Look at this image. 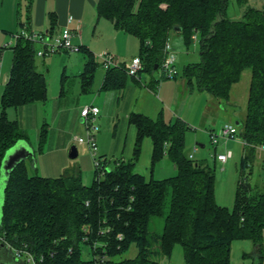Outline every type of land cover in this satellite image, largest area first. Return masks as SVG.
<instances>
[{
	"label": "trees",
	"instance_id": "obj_1",
	"mask_svg": "<svg viewBox=\"0 0 264 264\" xmlns=\"http://www.w3.org/2000/svg\"><path fill=\"white\" fill-rule=\"evenodd\" d=\"M229 1L97 0L96 6L100 17L139 39L143 62L139 75L160 68L173 32L181 35L187 48L195 40L198 43L199 60L188 62L178 73L189 89L195 87L228 103L232 86L250 68L246 109L237 119L244 154L232 208L216 201L214 167L187 154L185 134L190 125L186 121L179 117L168 121L163 111L156 117L131 112L129 123L137 128L131 157L107 160L105 155L98 156L104 173L100 175L96 168L89 185L83 183L79 169L48 177L30 174L25 159L20 162L4 191L3 239L32 253L38 264H161L153 257H170L177 244L182 246L185 264H231L233 240L250 239L253 257L257 256L252 264H261L264 185L251 184L245 171L257 148H264V4L247 5L241 17L233 18L227 12ZM51 22L54 28V20ZM12 48L9 79L1 95L0 167L6 151L18 140L28 139L19 122L8 118L7 108L46 99L45 77L35 65V42L19 37ZM96 64L88 52L83 91L92 84ZM126 74L120 64L107 69L103 88L120 87ZM46 133L42 126L40 146ZM144 137H150L153 144L152 171L168 156L177 169L175 175L147 179L137 171ZM167 199L164 227L161 233H154L151 217L164 215ZM94 242L100 245L93 248ZM81 243L90 246L92 258L83 259ZM132 244L137 247L134 256L115 259ZM0 264L28 263L16 260L0 242Z\"/></svg>",
	"mask_w": 264,
	"mask_h": 264
},
{
	"label": "rangeland",
	"instance_id": "obj_2",
	"mask_svg": "<svg viewBox=\"0 0 264 264\" xmlns=\"http://www.w3.org/2000/svg\"><path fill=\"white\" fill-rule=\"evenodd\" d=\"M96 1V0H95ZM2 0H0V10L4 11V17H6L4 22V27L0 28V46L7 45V47L1 49L2 51V59L3 60V67H2V74L3 77L0 80V94L2 91V85L5 82L6 72L10 70L12 61H13V46L16 42L15 32L20 31L21 27L27 25L32 27V31L38 33L39 30L42 28L37 27L35 25L34 13L33 9L31 8L32 4H29L26 0H16L14 4L11 6L12 1L10 0H3L4 7H2ZM35 2V0H34ZM10 4V5H9ZM264 4V0H247L245 2H239V0H230L228 5V15L233 18H239L242 15V10L247 5H252L255 7H261ZM34 5V3H33ZM10 6V7H9ZM103 22H106L109 29L103 28ZM98 24V23H97ZM96 25V23H95ZM112 22L104 18L100 20V23L95 26V33H94V42L92 43L93 50L95 51V57L97 58L98 63H100V54L105 51L103 50L106 44L113 43L112 36L109 35L108 31L112 30ZM93 29V28H92ZM92 29L88 30V34H92ZM14 33V34H13ZM135 42H138V38L135 35L130 36ZM12 41V43L8 44V42ZM176 48L179 50V57H177V65L179 69V73L183 68V60L181 59V52L189 50V52H196V40L193 42L188 48L183 44H179L178 40L174 41ZM36 49L43 48V45L40 42H35ZM138 46L136 52L138 53ZM199 52V51H197ZM176 53V52H174ZM134 54L131 56H123L120 58L121 60L125 58L127 62H129ZM197 55V53H196ZM187 56V55H186ZM82 52L79 51H68V50H60L55 52H50L44 55L36 54L35 57V65L38 71L42 72L45 77L46 81V99L45 100H38L37 102L40 103L38 105L40 107L39 114L41 117V124L37 130H33L31 128L23 127L28 132V138L31 145L35 149V154L33 156L35 160V167L30 168V174H39V175H46V169L50 168L52 165L55 164V170L53 177L58 176L63 171V165L66 162H69L70 165L67 167L66 171H74L76 168H80L81 176L83 183L89 185L93 182L95 175H96V164L94 160V156L92 154V150L87 142H79L77 141V137L87 136L88 126L87 123L81 121V116L78 114L75 115L73 113V105H77L81 103L82 105L84 102L87 105H90L91 99L96 94V85L97 79H94V83L92 85L93 91L83 92L81 89V81L78 72L79 68L82 65ZM191 59V58H188ZM196 61V59L191 60ZM104 68L99 64L97 71H101ZM96 71V73H98ZM144 73V74H143ZM142 74L146 77L147 72H143ZM157 75L162 74L161 69L158 68L156 70ZM65 76L64 79V87L65 93H68L69 98L65 99V101H58L57 95L60 91L62 77ZM96 75V74H95ZM96 78V77H95ZM162 78V79H161ZM128 81H132V77L129 75L127 77ZM160 85L161 82H167L169 84L174 85V82L178 80H186L182 77V75H176L174 77H160ZM251 79V70L247 68L243 71L241 75V79L232 86L231 89V99L233 102L236 103L234 113L244 115L247 99H248V92H249V84ZM168 86V85H167ZM173 88V87H172ZM189 101L188 105L184 107V113L186 116L189 117L190 128L186 131L185 134V144L186 148H191L198 143L197 152L199 157H195L196 160H206L212 167L215 169L216 174V184H215V197L218 204L227 206L232 208L234 204V197H235V190L237 180L240 177V161L242 157V149L244 142L241 137L236 134L234 138H230L226 143L223 139L216 145H212L210 143V133L205 129V126L201 120L202 112H209L207 116H209L210 120L207 122V127H212L215 131H218V127L221 123L219 121L225 120V117L221 115L222 109L218 107L216 103L218 100L215 97L213 101L206 102V96L201 95L199 90L194 87V89H190ZM205 92V91H204ZM205 94H208L205 92ZM227 103V101H224ZM74 103V104H73ZM85 105V104H84ZM220 105V104H219ZM64 107L63 109H61ZM1 96H0V115H1ZM57 108L58 111H57ZM221 116H219L215 111H218ZM18 112L20 114H18ZM61 113L62 115L59 116ZM22 112L21 109L18 107L11 106L7 108V116L11 120H18L19 115L21 116ZM56 117H55V116ZM55 117V120L52 122V118ZM101 116H97L94 123V136L97 143V155L106 154L107 160L116 157V144L119 137V130L114 129V121L110 120V122H103ZM206 117V116H205ZM54 119V118H53ZM19 121V120H18ZM64 123L66 125V129L69 131L71 130V137L76 140H72V144L62 147V143L65 140L64 135L60 133V126ZM22 125V124H20ZM44 126L47 128L46 138L42 146H40V132L41 127ZM63 126V127H64ZM52 128V129H51ZM66 130V131H67ZM202 137V138H201ZM192 142V144H191ZM200 143H204L205 146L201 147ZM75 144L78 150V155L76 158H71L68 155L69 148ZM231 150L232 155L228 158L227 162L223 163L218 161L214 158V153H218L221 151H228ZM102 153V154H101ZM66 161V162H65ZM26 163L28 160L25 161ZM110 165L113 164V161H109ZM108 167V166H107ZM141 169V168H140ZM37 172V173H36ZM177 173V169L174 163L169 159V157H163L160 161L155 164L153 169V177L154 178H165ZM246 175L249 176V181L254 186L257 185L258 187L262 188L264 185V167L262 166V160L259 155H255V158L252 161V165L248 167L245 171ZM49 176V175H47ZM146 176L150 177V173L146 172ZM168 199L165 203V213L164 215L160 216H153L150 220V230L154 233H161L164 227L165 215L168 212ZM0 215H1V207H0ZM236 240H244L247 244H251L252 241L250 239H236ZM242 241V242H244ZM235 243L232 245L231 248V261L233 260L232 264H237L241 260H245L246 262L253 263V252H249L246 249L245 245L242 246L244 243ZM157 248V245H155ZM82 249V257L83 259H90L92 258L93 254L91 248L86 243H81ZM182 246L181 244H177L173 251V262H177L178 256L180 254V258L182 256ZM137 253V247L135 244H132L130 248L115 257V259H122L126 257H132ZM154 259L160 261L161 259L165 258L162 255H155ZM161 262V261H160ZM250 263V264H251Z\"/></svg>",
	"mask_w": 264,
	"mask_h": 264
},
{
	"label": "crops",
	"instance_id": "obj_3",
	"mask_svg": "<svg viewBox=\"0 0 264 264\" xmlns=\"http://www.w3.org/2000/svg\"><path fill=\"white\" fill-rule=\"evenodd\" d=\"M10 1H12L11 3V6H12L16 0H10ZM1 3H2V7H4L3 0ZM96 3H97V0L96 1L95 0H35V2L33 0L31 8L33 9V13L35 17L32 18V20L34 19L35 25L37 27L42 28L41 30H39V32H48L49 30L53 29L50 32V34H54V33L57 34L65 26H68L76 33V35L73 38V41L75 43H79L84 46L83 47L84 49L81 50L82 55H83V58L81 61L82 65L78 69L79 70L78 72H80L79 76H80L82 91H83L82 73L85 70V64L88 59V52L93 54L94 60L97 62L94 75H93V81L88 91H83V92H89V91L94 92V89H92V85L94 83V79H97V85H96L97 91H96L95 96L91 99V102H92L91 104L97 105L100 108V112L98 115L101 116L100 119L102 118L103 122L108 121L111 123L110 120H112L114 121L112 122L114 123V129L119 130V137H118V141L116 144V150H115L116 157L111 158V160L115 158H121V157L127 159V158H130L133 153L134 141H135L136 132H137L136 126L134 124L129 123V120H128L129 114L131 112H141V113L150 115L152 117H156L161 111H163L165 118L168 121H174L176 118L179 117L190 125L189 123L190 119L184 113V107L188 105L189 95H190V92L188 91H190V89L188 88V85L186 84V82L182 79L178 80L177 82H174V85L172 86L171 84L164 82V81L161 82V85H160V81L162 79V78L160 79V77H163V76L162 74L157 75L156 70L152 71L151 73H147L146 77L143 75L144 73L143 74L141 73L138 77L132 76L127 73L125 77V81L120 87H112L109 89L103 88V81L107 74V70L105 68H102L101 71L99 72L97 71V68L99 64L101 65V62L98 63L97 58L95 57V54H94L95 52L93 50L94 47H92L93 46L92 43L95 40L94 39L95 26L100 23L101 19H103V17H100L97 13ZM4 11L5 10L3 11L0 10V28L4 27V22L6 19V17H4ZM69 15H72V18L70 20L68 19ZM51 20H54L55 22L54 28H51V23H52ZM107 25L108 24L106 22H103L104 29H109ZM112 27H113L112 30L111 31L109 30L108 33L110 36H112L113 43L106 44L103 50H108L105 52L111 53L114 56L115 60L125 68V66L130 61L127 62L125 58L122 60L120 58H122L123 56H131V54H134V52H136L137 50V46L139 48L138 53L134 54L132 58L134 56H139V50H140L139 40L138 42H135L130 37L131 36L130 33L122 29H116L113 23H112ZM29 28L32 29V27H29ZM90 29H92L91 35L88 34V30ZM176 39L178 40L179 44L180 43L183 44L182 37L179 33L177 32L171 33V36L169 39L171 50L176 52L177 56L179 57L180 49L174 47L175 46L174 41H176ZM10 43H12L11 40L10 42H8V44ZM0 47H1L0 48V51H1V49L7 47V45L5 44ZM195 49H196L195 53L194 52L190 53L189 50L184 51V53L181 52L180 57L183 60V62H185L183 63V66L187 64L188 62H192L191 60H194V59H196V61L199 60L200 55H199V52H197L199 51L197 42H196ZM1 55H2V51L0 52V57ZM188 58H191V59H188ZM2 67H3V60L0 66V80L3 77ZM96 71L98 73H96ZM9 74H10V70L6 72L5 82L2 85V91H1L0 96L2 95L5 83L9 79ZM129 75L133 78L132 81H128L127 77ZM65 76L66 75L64 74V76L62 77L60 91H59V94L57 95L58 101H63V102L65 101V99L69 98L68 93H65L66 90H65V87L63 86ZM199 92L201 93L202 96L205 95L207 97L206 102L213 101V98H212L213 96H211L210 94H205L204 91H200V90ZM37 101L38 100L25 104V105L18 106V108L21 109L22 114L21 116L19 115V119H18L19 121L18 120L17 121L19 122V124H22L21 126H25L27 128L29 127L33 130H37L39 128L41 124V117L39 114L40 107L38 105H40V103H38ZM216 103L218 104V107L222 109L221 115L225 117V120L219 121L221 123H217V125L218 124L221 125L226 122L238 125L236 123L238 122L237 119L238 117H242V114L237 115V113H234L236 103L232 101L231 96H230V101L228 103H221L219 101H217ZM80 104L81 103L77 105H73V110H74L73 113L75 115L78 114V116L79 115L81 116L82 107L87 105L85 102L82 105ZM63 108L64 107H62L61 109ZM58 109L59 108H57V111ZM208 113L209 112H205V113L204 111L202 112L203 119L201 120V122H203L205 129L209 132L211 129H214V128L207 127L208 125L207 122L213 121L216 118L213 120H210L209 116H207ZM215 113L218 114L220 112L218 110V111H215ZM18 114L20 113L18 112ZM59 114H60L59 116L62 115L61 113ZM218 115L221 116L220 114ZM55 117H53L54 119L52 118V122L53 120H55ZM81 121H83L82 116H81ZM63 126H64V123L61 124L59 130H60V133H62V135L66 136L64 142L62 143L63 144L62 147L65 148L66 144L67 145L72 144L71 143L72 140H76V138L73 139L70 135L71 130L68 131L67 130L68 128L66 129V125L64 127ZM208 126H211V125H208ZM18 141H20L19 147L26 150L25 152L26 154H29L28 156H26L25 161L28 160L27 166H28V170H30L29 167H35L34 166L35 160L33 158L35 154V149L31 145L29 138L18 140ZM210 143H211V139H210ZM196 145L198 146V143ZM196 145H194L191 148L185 147L187 154L193 155L192 158L200 156L198 155L197 152H194L195 150L197 151ZM200 146L204 147L205 144L200 143ZM152 149H153V144H152L151 138L144 137L143 142H142V151H141L140 158L136 164V169L137 171L143 173L147 179L153 176V171L151 169ZM243 154H244V145L242 149V156ZM256 154L259 155V157H261L262 166H263L264 148L258 147L256 150ZM103 155L106 156L105 153H103ZM69 165L70 163L66 162L65 165L61 167L63 168L64 172H66L67 167ZM78 169L80 170L79 166L78 168H76V170ZM46 170H47L45 173L46 175H43V176L49 175L48 177H53L51 174H53L55 170V164ZM146 172L150 173V177L146 176ZM235 241H237V243H241L244 240H233L232 245L235 243ZM242 243H244L242 244V246L245 245L246 247L247 245L246 249L244 250L246 251L249 250V252L254 251L253 242L251 244H247V242L245 241ZM177 256H178L177 264H185L183 252H182L181 258H180V254L179 255L177 254ZM172 257H173V253L170 257H165L161 259L160 260L161 264H176V262H173ZM256 257L257 256L253 257L252 262L256 261ZM260 260H261V264H264V237H263V243H262V258ZM232 263H233V260L231 261V264ZM250 263L251 262H246L245 260H241L237 264H250Z\"/></svg>",
	"mask_w": 264,
	"mask_h": 264
},
{
	"label": "built area",
	"instance_id": "obj_4",
	"mask_svg": "<svg viewBox=\"0 0 264 264\" xmlns=\"http://www.w3.org/2000/svg\"><path fill=\"white\" fill-rule=\"evenodd\" d=\"M71 18L72 15H69L68 19L70 20ZM75 35L76 33L68 26H65L57 34L55 33L50 34L48 32H38V33L33 32L27 25H24L21 27L20 31L15 33L16 39L19 37H25L31 41L40 42L43 45V48L37 50L38 55H44L50 52H55L60 50H68V51L81 50L82 44L75 43L73 41ZM165 51H166V55L160 66L162 76L174 77L178 75L179 69L176 63L177 61L176 53H174V51L171 50V45L169 41L166 43ZM100 62L101 65L106 70L113 66L119 65V63L115 60L114 56L109 52H104L100 54ZM1 64H2V60L0 57V66ZM142 67H143V62L141 57L134 56L130 60V62L125 66V69L128 74L138 77L139 71ZM99 112H100V108L97 105L90 104L82 107L81 116L83 117L84 121L87 123L88 131L86 137L79 136L77 137V141L88 143V145L92 150V154L94 156L96 168H100V175H102L104 173V169H103L104 165L102 164L101 160L97 155V143L93 132L94 129L93 122H95V119L98 116ZM209 133L211 137L210 138L211 143L214 146H216L221 139L227 142L230 138H234L238 133V127L235 124L226 122L218 127V131H215V129H211ZM231 155H232L231 150L218 152V153L216 152L214 154V158H216L220 162L225 163ZM189 157L192 158L193 155L190 154ZM119 237H121L120 234ZM85 239L87 238L85 237ZM0 242L2 246L12 251V254L16 258V260L19 261L25 260L28 264H38L37 258L32 253L13 247L11 243L3 239L1 235H0ZM98 245H100L99 242H94L93 248L97 247ZM42 259H43V255L40 257V260Z\"/></svg>",
	"mask_w": 264,
	"mask_h": 264
},
{
	"label": "water",
	"instance_id": "obj_5",
	"mask_svg": "<svg viewBox=\"0 0 264 264\" xmlns=\"http://www.w3.org/2000/svg\"><path fill=\"white\" fill-rule=\"evenodd\" d=\"M157 68V66H156ZM239 124L238 122H236ZM20 146V141L16 142L13 146H11L5 153L0 167V207L2 208L4 191L6 185L9 181L10 175L14 168L22 162L26 156V150L22 149ZM68 155L71 158H76L78 155V150L75 144H73L68 151Z\"/></svg>",
	"mask_w": 264,
	"mask_h": 264
}]
</instances>
